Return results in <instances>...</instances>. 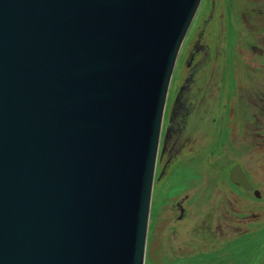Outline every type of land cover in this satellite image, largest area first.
I'll list each match as a JSON object with an SVG mask.
<instances>
[{"label": "water", "instance_id": "water-1", "mask_svg": "<svg viewBox=\"0 0 264 264\" xmlns=\"http://www.w3.org/2000/svg\"><path fill=\"white\" fill-rule=\"evenodd\" d=\"M200 1L0 0V264L144 263L166 96ZM228 178L252 188L239 165Z\"/></svg>", "mask_w": 264, "mask_h": 264}, {"label": "rangeland", "instance_id": "rangeland-1", "mask_svg": "<svg viewBox=\"0 0 264 264\" xmlns=\"http://www.w3.org/2000/svg\"><path fill=\"white\" fill-rule=\"evenodd\" d=\"M229 2L214 0L211 7V0L200 1L174 65L168 106L186 53L204 28L210 53L192 85L199 106L187 118L183 147L163 172L166 156L156 160L143 264H264V4L257 15L249 0H238L247 12H232L239 23L234 31ZM252 45L263 52L251 51ZM235 165L250 191L230 182Z\"/></svg>", "mask_w": 264, "mask_h": 264}, {"label": "flooded vegetation", "instance_id": "flooded-vegetation-1", "mask_svg": "<svg viewBox=\"0 0 264 264\" xmlns=\"http://www.w3.org/2000/svg\"><path fill=\"white\" fill-rule=\"evenodd\" d=\"M234 1L236 0H230L228 5L231 13H239L240 11L237 10V8H239L242 9V14L245 16L247 12L246 8L243 9L238 0L236 2ZM259 4H264V0H249V2H246V6H250V10L254 11V9H257V15H263V9H259L257 6ZM211 7H214V0H211ZM231 13L229 20L233 30L237 31V25L239 23L235 21V16ZM248 16L250 15L248 14ZM211 17L212 13L203 22L202 26H205L210 21ZM204 30V28L199 29L192 41L191 47L186 53V59L184 60V76L181 78L180 84L172 96L169 106L167 103L169 100V94L167 92L159 140V144L161 142V146L159 145V151L157 152V158L158 156H166V161L161 172L165 170L169 162L173 159V155L175 154L176 156L183 147L182 144L184 143L183 140L187 118L195 110V107L199 106L197 102L195 103L196 95L192 91V85L195 83L197 74L201 71L204 64H206L208 54L210 53L207 45L203 42L205 34ZM252 46H250V50ZM254 47L260 49L261 53L263 52L262 48L257 46ZM199 101L200 100H198V103ZM176 208L179 211L178 218H182L185 214V208L180 202L176 203Z\"/></svg>", "mask_w": 264, "mask_h": 264}]
</instances>
